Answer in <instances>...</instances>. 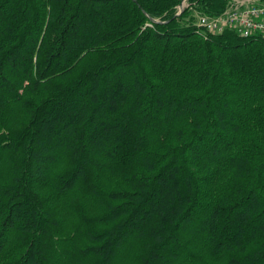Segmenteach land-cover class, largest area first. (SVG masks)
Listing matches in <instances>:
<instances>
[{"label": "trees", "instance_id": "1", "mask_svg": "<svg viewBox=\"0 0 264 264\" xmlns=\"http://www.w3.org/2000/svg\"><path fill=\"white\" fill-rule=\"evenodd\" d=\"M231 2L0 0V264H264V34L199 23Z\"/></svg>", "mask_w": 264, "mask_h": 264}, {"label": "built area", "instance_id": "2", "mask_svg": "<svg viewBox=\"0 0 264 264\" xmlns=\"http://www.w3.org/2000/svg\"><path fill=\"white\" fill-rule=\"evenodd\" d=\"M231 5L221 15L200 16L199 23L212 33L235 28L243 36L264 34V3L256 0H231Z\"/></svg>", "mask_w": 264, "mask_h": 264}, {"label": "water", "instance_id": "3", "mask_svg": "<svg viewBox=\"0 0 264 264\" xmlns=\"http://www.w3.org/2000/svg\"><path fill=\"white\" fill-rule=\"evenodd\" d=\"M134 1L137 2V0H134ZM184 5H185L184 2H182V4L180 5L182 11H183V9H184V7H185Z\"/></svg>", "mask_w": 264, "mask_h": 264}, {"label": "rangeland", "instance_id": "4", "mask_svg": "<svg viewBox=\"0 0 264 264\" xmlns=\"http://www.w3.org/2000/svg\"><path fill=\"white\" fill-rule=\"evenodd\" d=\"M256 1L259 2L258 0H256ZM184 4L187 5L186 2H184ZM185 5H184V6H185ZM126 260H132V259H131V258H128V259H126Z\"/></svg>", "mask_w": 264, "mask_h": 264}]
</instances>
